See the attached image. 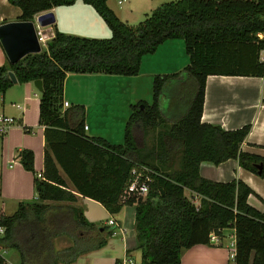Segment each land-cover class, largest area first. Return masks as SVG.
Returning a JSON list of instances; mask_svg holds the SVG:
<instances>
[{
  "label": "trees",
  "instance_id": "1",
  "mask_svg": "<svg viewBox=\"0 0 264 264\" xmlns=\"http://www.w3.org/2000/svg\"><path fill=\"white\" fill-rule=\"evenodd\" d=\"M8 1L20 9L18 20L31 21L40 12L76 0ZM81 1L102 18L110 37L55 30L46 48L0 65V96L13 83L9 72L18 82L41 79L39 123L45 139L43 172L33 179L38 200H20L11 214L0 209V249H15L17 264H58L106 244L112 227L88 220L80 207L49 202L76 200L59 164L75 191L98 200L111 214L124 204H135V248L143 264H180L185 249L214 244L211 235L223 236L225 227H232L235 236L232 264H264V207L248 203L252 188L241 179L218 181L199 172L202 160L219 163L236 157L241 166L264 176V155L240 147L250 124L224 129L200 120L206 76H264V0L166 1L137 24L120 20L107 0ZM177 38L184 41L187 65L180 73L153 76L152 100L131 104L122 142L87 135L82 117L74 126L68 123V108L62 109L66 73L135 76L143 56ZM181 73L193 76L196 87L186 113L169 121L160 110L159 96L165 82ZM137 124L144 137L152 132L150 145H139ZM18 156L23 167L35 173L33 151L21 148ZM177 156L178 166L173 167ZM138 165L151 169L148 190L125 196L132 168ZM185 189L197 195V203ZM86 231H94L95 237ZM61 235L71 243L57 248L54 239ZM0 264H5L1 254Z\"/></svg>",
  "mask_w": 264,
  "mask_h": 264
},
{
  "label": "crops",
  "instance_id": "2",
  "mask_svg": "<svg viewBox=\"0 0 264 264\" xmlns=\"http://www.w3.org/2000/svg\"><path fill=\"white\" fill-rule=\"evenodd\" d=\"M120 1L121 3H118L116 0L117 5L110 6L107 0V5L121 20L124 17V19H129L133 16L146 15L159 4L171 0ZM124 2L126 5L123 8L121 5ZM83 4L85 3L81 0H76L71 5H62L50 9L49 11L54 16V22L50 28L54 31L58 30L65 34L75 35L70 33L69 27H73L75 32L79 31L82 33L81 35H89L88 33L96 31L95 24L98 22L100 33H105L107 25L102 18L90 5L88 6L92 8V11H89ZM45 12L48 11L36 14L33 20ZM19 15L20 9L17 6L10 4L8 0H0V24L17 21ZM96 15L103 23H99ZM65 16L69 20L68 24L64 22ZM172 41L173 39L164 41L155 52L168 50L172 54L174 50ZM165 44H167V48L164 47ZM169 47L171 48L169 49ZM155 52L142 57L140 71L135 76L66 73L62 97L63 101H68V105L63 104L62 109L68 108V123L74 126L82 117L84 125H87L86 128L84 127L87 135L101 136L112 143L122 142L125 122L131 112V104L140 100L147 102L152 100L153 76L180 73L188 63L187 61L181 66L174 58H169L166 60L167 63L160 65ZM261 56H264V51L261 52ZM6 59L7 56L0 45V65H3ZM81 78L87 80L88 86L82 87L85 84H78L77 81ZM70 81H74L76 84L75 89L69 87ZM195 87L194 77L187 73L173 76L165 82L159 96V106L167 120H176L186 113ZM82 90L87 92V95L84 96L81 93ZM77 91L80 93L78 94ZM118 91H121L120 96H118L122 97L121 101L117 100ZM39 96L40 90L34 85L33 80L25 82L16 80L0 96V113L10 115L14 120L8 131L0 134V209L6 214L13 213L20 200H38L33 179L34 174L41 176L43 172L45 148L44 125L39 123ZM147 96H149V100L146 99ZM80 104L83 105V109L76 106ZM200 120L220 125L224 129H234L244 124H250V129L240 147L242 150L264 155V76H206ZM134 132L137 141L138 138H142L141 146L146 143L144 142L145 137L148 138L152 133L149 131L144 137L145 134L143 135V130L139 128L138 124L134 128ZM148 143L151 144V140ZM21 148H28L33 151L35 173L24 168L19 161L18 151ZM178 163L177 156L173 161V167H177ZM57 167L60 174L65 178L68 188L76 193V200L49 202L64 208H69V205L80 207L85 217L95 224H97L96 218L99 216L96 214L97 212L102 215H109L100 225H108L107 220L110 217L116 219L119 227H115L114 234H120V238L123 239L122 243L119 240L111 239L100 248L81 253L74 261L59 262L58 264H97L101 261H105L107 264H115V259L122 258L127 249L129 254L140 258V251L135 248V204H124L119 212L111 214L98 200L75 191L62 167L59 164ZM199 172L203 177L218 181H228L233 178L241 179L252 188V192L247 197L248 203L257 209H263L264 176L241 166L236 157H229L219 163L202 160L199 164ZM190 194L193 196L190 198L198 202L197 195L193 192ZM108 227L111 226L108 225ZM231 229L233 230L232 227ZM127 231L131 233L129 237L134 236L133 244L128 245L127 239L125 240L124 234ZM114 234L112 233V235ZM59 237L54 239L57 248H62L71 243L70 238L66 235L67 243L63 246L57 245L55 241ZM234 237L233 235L231 242H235ZM217 238L214 244L196 243L185 249L180 258V264H232L233 259L229 255L230 244L228 246L223 243L222 236H217ZM252 256L253 253L250 255V259Z\"/></svg>",
  "mask_w": 264,
  "mask_h": 264
},
{
  "label": "rangeland",
  "instance_id": "3",
  "mask_svg": "<svg viewBox=\"0 0 264 264\" xmlns=\"http://www.w3.org/2000/svg\"><path fill=\"white\" fill-rule=\"evenodd\" d=\"M172 1V0H171ZM108 4H110V6H114V5H117L116 4V0H108ZM84 5V7H87V9H89V11H92V8L90 7V6H88L87 4H83ZM125 2L121 5V7H125ZM150 13V12H149ZM148 14V13H147ZM146 14V15H147ZM146 15H141V16H133V17H130L129 19H124V18H122L121 20L122 21H124V22H126V23H128V24H137V23H139L140 21H142L144 18H145V16ZM96 17H97V19H99L98 21H99V23H103L102 22V20L96 15ZM64 22H65V24H68L69 23V20H68V18H66V16H65V19H64ZM101 25H103V24H101ZM105 25V24H104ZM95 26H96V31H94V32H91V33H88L89 35H81L82 33L80 32L79 33V31H74V29H73V27H69L70 29H71V31H70V33L71 34H75V35H78V36H82V37H87V38H108V37H110V35H111V33H110V30L106 27V30H105V33H100V29L98 28V22H96V24H95ZM93 29V28H92ZM74 32V33H73ZM87 34V33H86ZM172 45H173V53L172 54H170L171 52L170 51H166V50H157V52H155L156 53V59H157V61H158V63L160 64V65H163L164 63H167V61L166 60H168L169 58L171 59V58H174V60L176 61V62H179L180 64H181V66L185 63V62H187L188 61V59H187V56L188 55H186V52H185V50H184V43H183V40L182 39H173V41H172ZM164 47L165 48H167V44H165L164 45ZM163 47V48H164ZM171 47H169V49H170ZM42 49H44V48H42ZM168 53V54H167ZM152 54V53H151ZM169 55H172V56H169ZM158 57V58H157ZM162 63V64H161ZM78 84H85V85H82V87H85V86H88V84L89 83H87V80L86 79H78ZM75 86H76V84H74V81H70L69 82V87L71 88V89H75ZM77 93L79 94L80 92L79 91H77ZM81 93L85 96V95H87V92H85L84 90H82L81 91ZM120 94H121V91H118L117 92V100H119V101H121L122 100V97H118V96H120ZM146 99H148L149 100V96H147V98ZM149 139H151V137L149 136L148 137ZM147 137H145V139H144V142H146V144L147 145H150L148 142L150 141L149 139H148ZM141 140H142V138H138V143H139V145H141ZM191 193V191L189 190V189H185V194L188 196V197H191V198H193V196L190 194ZM197 203V202H196ZM99 211H100V209H99ZM12 213V212H11ZM97 215H99L98 216V218L99 217H101V218H96V223L97 224H101L102 222H103V220L104 219H106L109 215H102L100 212H97L96 213ZM113 231H114V229H113ZM132 232H133V229H132ZM85 233H87V234H90L91 232L90 231H86ZM94 231H92V233H91V235L92 236H94L95 237V235H94ZM233 233V230L231 229V227H225V228H223L222 229V234H223V239H222V241H223V243H225V244H227L228 246H229V244H230V242L232 241V239H233V235L234 234H232ZM114 234V233H113ZM120 234H118L117 233V235H109L108 237H107V241L109 242V241H111V239H115V240H119L121 243L123 242V239H121L120 237L121 236H119ZM131 235V233L129 232V231H127L125 234H124V236H125V240L127 239V241H128V245H130V244H133L134 243V236L132 235L131 237H129ZM66 235H62V236H60L59 237V239L57 238L56 239V244L58 245V244H60L61 246H63V244H65V243H67L66 242ZM136 239V238H135ZM107 242V243H108ZM230 247V249H232V246H229ZM0 252L2 253V255L4 256V258H5V264H12V263H14V264H16V261L18 260V253H17V251L15 250V249H13V248H1L0 249ZM100 252H102V251H100ZM106 256V255H105ZM97 264H107L105 261H101V262H97Z\"/></svg>",
  "mask_w": 264,
  "mask_h": 264
},
{
  "label": "water",
  "instance_id": "4",
  "mask_svg": "<svg viewBox=\"0 0 264 264\" xmlns=\"http://www.w3.org/2000/svg\"><path fill=\"white\" fill-rule=\"evenodd\" d=\"M36 22L40 26L51 25L54 22V16L50 11L41 13L36 17ZM0 45L10 63H16L27 54L39 52L41 48L33 20H17L0 24ZM9 76L12 82L17 80L13 72H9ZM33 83L38 90H42L41 79L36 78ZM256 167L260 171L261 163L256 164Z\"/></svg>",
  "mask_w": 264,
  "mask_h": 264
},
{
  "label": "built area",
  "instance_id": "5",
  "mask_svg": "<svg viewBox=\"0 0 264 264\" xmlns=\"http://www.w3.org/2000/svg\"><path fill=\"white\" fill-rule=\"evenodd\" d=\"M118 3H121L120 0H118ZM34 22V28L36 32V36L38 39V43L40 45V48H46L48 41L52 39L54 36V30L50 28V25L47 26H40L35 20ZM262 61H264V56H261ZM64 105H68V101L64 100L63 101ZM14 120L13 117L10 115H7L5 113H0V134H4L8 131V129L12 126ZM84 127L86 128L87 125L85 124ZM151 169L148 168L145 165H138L137 167L132 168L131 171V176L127 182L126 187L124 188V194L125 196H130V195H142L145 194L148 190V182L150 181V173ZM107 224L110 225L113 229L115 227H119V223L117 222L116 219L110 217L107 220ZM4 232V226L0 224V235H2ZM115 233V231H113ZM211 239L213 241L217 240L216 235H211ZM234 245L235 242H231L230 246H232V249L229 251L230 257L233 259L235 251H234ZM2 255V253L0 252ZM14 264V263H12ZM119 264H143L140 261V258H136L133 255L127 253L125 254Z\"/></svg>",
  "mask_w": 264,
  "mask_h": 264
}]
</instances>
